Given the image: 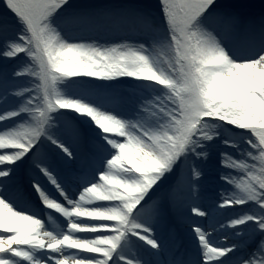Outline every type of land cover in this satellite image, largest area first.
Listing matches in <instances>:
<instances>
[{
	"label": "snow or ice",
	"instance_id": "6c2138e0",
	"mask_svg": "<svg viewBox=\"0 0 264 264\" xmlns=\"http://www.w3.org/2000/svg\"><path fill=\"white\" fill-rule=\"evenodd\" d=\"M0 264H264V0H0Z\"/></svg>",
	"mask_w": 264,
	"mask_h": 264
}]
</instances>
